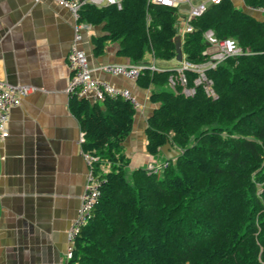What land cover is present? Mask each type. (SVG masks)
Segmentation results:
<instances>
[{
  "label": "trees",
  "instance_id": "1",
  "mask_svg": "<svg viewBox=\"0 0 264 264\" xmlns=\"http://www.w3.org/2000/svg\"><path fill=\"white\" fill-rule=\"evenodd\" d=\"M242 2L264 7V0ZM79 20L101 29L90 41L95 57L115 43L116 55L134 65H150L146 54L172 60L177 49L202 63L206 30L243 52L205 71L212 96L194 85L192 71L183 72L192 95L180 85L163 89L175 69L139 73L137 86L156 105L146 120V152L155 156L166 142L180 151L164 158L159 174L126 171L123 142L136 113L127 100L69 96L99 181L70 264H264V18L221 0L191 21L192 32L179 34L176 9L121 0L120 7L82 4Z\"/></svg>",
  "mask_w": 264,
  "mask_h": 264
},
{
  "label": "crops",
  "instance_id": "2",
  "mask_svg": "<svg viewBox=\"0 0 264 264\" xmlns=\"http://www.w3.org/2000/svg\"><path fill=\"white\" fill-rule=\"evenodd\" d=\"M232 1L243 9L242 0ZM73 24L66 8L48 0H0V81L34 89L10 110L8 136L0 139V264H67L66 231L77 216L87 173L82 132L66 92ZM100 34L99 26H91L79 45L93 77L128 89L138 102L123 142L126 171L156 164V157L163 161L161 152L152 156L145 149L146 120L156 107L150 91L99 70L131 64L116 55L115 43L95 57L90 41Z\"/></svg>",
  "mask_w": 264,
  "mask_h": 264
},
{
  "label": "built area",
  "instance_id": "3",
  "mask_svg": "<svg viewBox=\"0 0 264 264\" xmlns=\"http://www.w3.org/2000/svg\"><path fill=\"white\" fill-rule=\"evenodd\" d=\"M35 3L43 0H33ZM66 8L74 19L73 24V41L66 55V64L70 71L66 92L77 98H84L91 102H101L105 97H121L127 100L136 109L138 102L133 94L124 88H118L114 85L98 80L93 77L92 70L89 67L88 56L85 51L79 47L83 40V33L89 31L90 25L79 20V8L82 4L89 3L95 6L102 4H114L120 7L121 0H48ZM152 3L176 9V20L179 13V21L181 23V31L179 34L192 32L191 21L201 16L210 5L220 3L221 0H148ZM185 7V8H184ZM245 12L249 11L258 17L264 18V7H248L243 4ZM176 24V23H175ZM203 38L207 43V48L202 52L206 57L202 63L194 64L181 59L179 67L175 69L177 75L170 76L168 79L169 86L173 89L177 85L182 87L184 95H192L193 88L186 87V79L183 74L185 70L192 71L197 75L194 79L195 86H202L205 93L212 96L213 92L210 88V80L205 76V71L216 68L220 63L229 57H236L242 54V50L233 39H217L211 30L203 33ZM157 70L154 65H134V64H103L99 66V70L105 74L122 77L128 81H135L139 73L144 70ZM34 89L27 85H11L0 81V139L8 136L7 123L9 121V113L12 108L20 106L22 100L30 94ZM80 142H83V134ZM82 157L87 166V173L83 192L80 198V206L77 216L66 231V262L70 264L74 240L80 228L86 223L87 217L92 209L94 202L98 197L99 181L93 174V163L97 158L92 154L83 151ZM160 165V164H159ZM165 166L148 165L146 170L149 173L159 174Z\"/></svg>",
  "mask_w": 264,
  "mask_h": 264
},
{
  "label": "rangeland",
  "instance_id": "4",
  "mask_svg": "<svg viewBox=\"0 0 264 264\" xmlns=\"http://www.w3.org/2000/svg\"><path fill=\"white\" fill-rule=\"evenodd\" d=\"M237 1L239 2V0H236V2ZM249 14H251L253 16H256L255 14H252L250 11H249ZM256 17H258V16H256ZM175 28H176L177 32L181 31V27L180 26L179 27L176 26ZM144 59H145V62L149 63L150 65L151 64L154 65L156 69L171 70V69H175V67L179 65L178 64L179 62L177 61L176 58H174L172 60H169V61H159V60H152V58L148 54H146ZM163 89L167 90V91H171V88L169 87V85L165 86ZM155 162H156V164H150V165L161 167L162 163H164V160L161 161V159L156 157ZM126 178H128L127 174H126Z\"/></svg>",
  "mask_w": 264,
  "mask_h": 264
},
{
  "label": "water",
  "instance_id": "5",
  "mask_svg": "<svg viewBox=\"0 0 264 264\" xmlns=\"http://www.w3.org/2000/svg\"><path fill=\"white\" fill-rule=\"evenodd\" d=\"M185 8V7H184ZM248 13V12H247ZM179 40V38H177ZM176 59L178 62H181V54L179 52V49H177V56ZM160 152L164 155V157L168 160H173L176 157L180 155V151L176 148L172 147V145L169 142H166L161 148Z\"/></svg>",
  "mask_w": 264,
  "mask_h": 264
}]
</instances>
